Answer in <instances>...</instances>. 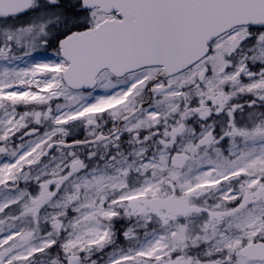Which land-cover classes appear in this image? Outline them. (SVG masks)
Instances as JSON below:
<instances>
[{"label":"snow or ice","instance_id":"snow-or-ice-1","mask_svg":"<svg viewBox=\"0 0 264 264\" xmlns=\"http://www.w3.org/2000/svg\"><path fill=\"white\" fill-rule=\"evenodd\" d=\"M0 264H264V0H0Z\"/></svg>","mask_w":264,"mask_h":264}]
</instances>
